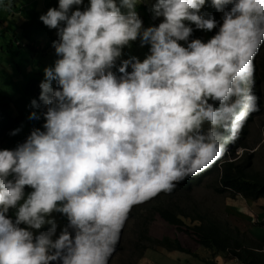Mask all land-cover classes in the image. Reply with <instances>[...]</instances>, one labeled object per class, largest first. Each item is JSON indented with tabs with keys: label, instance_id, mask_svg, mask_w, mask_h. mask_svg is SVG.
I'll return each instance as SVG.
<instances>
[{
	"label": "clouds",
	"instance_id": "1",
	"mask_svg": "<svg viewBox=\"0 0 264 264\" xmlns=\"http://www.w3.org/2000/svg\"><path fill=\"white\" fill-rule=\"evenodd\" d=\"M39 20L56 59L29 105L43 123L0 149V264H109L133 206L210 168L259 111L264 0H58Z\"/></svg>",
	"mask_w": 264,
	"mask_h": 264
},
{
	"label": "rangeland",
	"instance_id": "2",
	"mask_svg": "<svg viewBox=\"0 0 264 264\" xmlns=\"http://www.w3.org/2000/svg\"><path fill=\"white\" fill-rule=\"evenodd\" d=\"M87 2L88 0H85V4ZM8 3L9 0H0V102L10 103L11 115L28 116L32 111L29 107L30 101L38 98V95L28 93L25 90V84L30 81V78L42 80L44 67L51 65L56 59L55 50L51 46L52 41L57 39L56 30L45 26L39 20V16L46 13L50 7L58 6V0H11V7H7ZM137 11L145 26L158 23L152 20L147 9L138 6ZM126 51L143 58L147 52V46L140 48L134 43L132 48ZM254 63L255 66L259 63L258 75L259 78L261 76L264 78V52L255 58ZM256 120V125L261 126L264 123V113ZM42 123L43 121L40 120L38 127ZM25 127H29L27 122ZM242 152L243 150L240 149L239 153ZM255 161L257 166L264 170V143L256 153ZM213 180L214 177L203 181L193 192L195 198L207 202L209 210H215L216 214L228 221L229 225L239 227L251 237L263 238L264 226H261L260 222L264 219V198L252 200L242 195L232 194L230 191L221 192L217 190L218 186L212 183ZM135 208L133 206L131 212ZM131 212L116 251L109 259V264H138L139 258L143 255L141 254L142 245H151L148 238H157L152 233L158 227L172 232L177 231L178 235L183 237L185 244L189 240L199 245L195 237L185 230L168 224L159 215L148 220L146 211L137 217H130ZM185 221L190 225L193 224L190 219L185 218ZM144 222H147V228ZM158 251L156 248L150 249L145 256H150L152 253H156L159 257L169 256L166 251ZM197 255L199 257L198 253ZM227 264H233V262L227 261Z\"/></svg>",
	"mask_w": 264,
	"mask_h": 264
},
{
	"label": "trees",
	"instance_id": "3",
	"mask_svg": "<svg viewBox=\"0 0 264 264\" xmlns=\"http://www.w3.org/2000/svg\"><path fill=\"white\" fill-rule=\"evenodd\" d=\"M206 11L213 13L217 20L220 19L221 13L214 8L208 7ZM215 31V29L211 32L194 30L192 38L207 41L215 34ZM263 52L264 47L261 48L257 57L261 56ZM258 66L259 63L255 66L253 91L260 98L259 111H255L249 116L240 133L239 140L230 145L225 155L210 168L197 176L181 181L170 193L160 192L148 201L135 205L136 208L130 215V217H137L146 211L148 220L159 215L168 224L185 230L195 237L199 245L218 253H224L228 258L237 259L241 264H264V237H251L239 227L229 225L228 221L223 220L216 214L215 210H209L207 202L196 199L193 192L203 181L214 177L212 183L217 185V190L221 192L230 191L232 194L242 195L244 198L252 200L264 198V170L259 168L255 161L256 153L264 143V123L261 126L256 125V118L264 113V78L262 76L259 78ZM29 80L25 84V90L28 93L39 95L41 80L35 78ZM26 122L29 125L28 128L25 127ZM39 122L40 120H29L28 116L24 114L11 115L10 103L1 101L0 149H12L18 143L23 142L31 129L38 127ZM18 127L21 128L19 133L16 135L9 134ZM240 149L243 150L242 153H239ZM56 215L61 225L66 223L62 216ZM185 218L192 220L193 224H188ZM144 224L147 228V222ZM260 224L264 226V219ZM148 240L151 241V245H142L141 254L149 247L161 246L169 250L191 253L198 257L197 253L184 247L177 239L165 236L161 239L148 238Z\"/></svg>",
	"mask_w": 264,
	"mask_h": 264
},
{
	"label": "crops",
	"instance_id": "4",
	"mask_svg": "<svg viewBox=\"0 0 264 264\" xmlns=\"http://www.w3.org/2000/svg\"><path fill=\"white\" fill-rule=\"evenodd\" d=\"M152 235L154 237H157L156 239H161L165 236L177 239L182 243L184 247L194 252H197L199 254V257L191 253H187L179 250H169L165 247L153 246L147 248L143 252V255L138 260V264H227V261H231L233 262V264L235 262L241 264L238 262L237 259H230L224 253H218L211 249L205 248L201 245H197V244L195 245V243L192 241L189 242L188 240L187 244H185L183 241V237L179 236L177 231L172 232L171 230L161 229L158 227L153 231ZM155 248L157 249V251L158 250L166 251L169 256L159 257L156 253H152L150 256L147 257L145 256L148 255L150 249H155Z\"/></svg>",
	"mask_w": 264,
	"mask_h": 264
}]
</instances>
